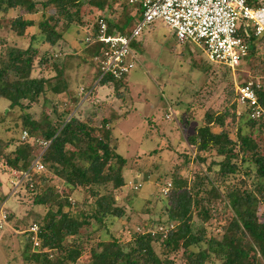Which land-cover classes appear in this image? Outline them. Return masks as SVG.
Returning <instances> with one entry per match:
<instances>
[{"label":"trees","instance_id":"trees-1","mask_svg":"<svg viewBox=\"0 0 264 264\" xmlns=\"http://www.w3.org/2000/svg\"><path fill=\"white\" fill-rule=\"evenodd\" d=\"M116 1L44 0L39 10L37 0H0V26L1 17L18 8L22 14L8 27L22 37L26 28L36 26L42 45L33 46L32 41L26 48L6 44L0 58V98L8 102L0 116L6 133L0 135V141L4 148L14 147L11 152L0 149V159L6 169L27 173L18 190L1 200L7 209L8 203L19 202V196L27 195L33 205L46 207L42 216L34 215L35 234L26 230L17 235L24 264H76L79 260L82 264H176L171 253L177 249L182 250V264H264V221L257 216L258 205L264 204V118L249 116L238 101L234 84L230 107L223 111L208 108L202 124L187 135V142L195 148L196 161L205 169L197 167L189 179L173 174L167 204L160 207L165 218L158 227L172 222L174 227L166 233L135 230L126 243L114 235L113 226L125 215L116 195L126 186L124 170L128 161L119 153L118 144L112 143L115 127L126 116L103 111L92 124L97 112L81 119L67 110L58 114L55 124L38 122L29 114L19 115V123L8 121L16 108L29 107L23 100L35 102L47 90L55 95L70 91L67 63L53 52L63 38V33L56 30L58 24L63 25L64 32L83 26L85 38H90L88 42L84 38L86 44L96 38L100 19L107 22L110 34L132 32L138 15L124 4L125 12L110 18ZM38 13L41 18L35 21L32 16ZM90 15V21L84 18ZM240 32L248 46L246 58L251 59L250 77L264 75V57L258 51L264 34L245 35L243 29ZM96 55L101 59L98 51L89 61L82 59L93 67L90 81L81 85L82 90L91 95L108 87L121 95L128 75L101 76V62L94 59ZM36 68L54 70L55 83L47 88L51 79L42 74L33 76ZM256 92L264 105V86ZM23 131L29 135L25 140L21 139ZM37 158L44 167L40 171L31 166ZM54 176L63 181L61 194L49 186ZM79 193L81 198H73ZM153 196H144L141 208L134 213H156L158 202ZM131 202L128 200V204ZM8 219L9 215L7 223Z\"/></svg>","mask_w":264,"mask_h":264},{"label":"rangeland","instance_id":"rangeland-1","mask_svg":"<svg viewBox=\"0 0 264 264\" xmlns=\"http://www.w3.org/2000/svg\"><path fill=\"white\" fill-rule=\"evenodd\" d=\"M40 1L44 0H37L39 10ZM113 6L114 13L110 14V18L126 10L122 0H117ZM20 14L22 11L16 8L1 17L0 58L4 55L6 44L26 48L32 41L33 46H42L39 45L40 37L36 26L26 28V34L22 37L10 30L9 22ZM92 15L84 18L90 21ZM32 18L38 21L41 16L38 13ZM56 30L63 33V38L56 43L53 52L61 55L59 58L67 63L66 74L70 91L55 95L47 90L35 102L23 100V104H30L29 107L16 108L8 121L15 123L16 120L19 123V115L29 114L38 122L55 124L58 114L67 110L81 119L91 112H97L98 115L96 113L97 117L92 124H96L103 111L112 110L119 115H125L113 131L118 140L114 139V136L112 138V143L118 144L119 153L128 161L124 170L126 186L116 195L125 208V215L122 221L113 226V233L124 243L128 242L135 230L166 233L167 229L174 227V222L168 226L160 225L163 228L161 231L158 229V222L165 218L161 215L160 207L167 204L165 198L169 191L165 190L172 187L170 183L172 184L173 174L177 172L183 178L189 179L197 167L205 169L204 164H198L196 161L195 148L187 142V135L202 124L204 112L208 108L223 111L230 107L232 85L250 78L251 59L246 58L235 70H228L216 64L209 65L201 47L190 41L178 42L170 29L161 21H156L146 25L140 35L130 43L139 64L128 74V82L120 90L121 95H117L111 88L102 87L95 94L87 95L89 100L82 104L86 91L82 92L80 88L90 81L93 71L92 65L83 63L82 59L89 61L91 55L100 48V43H84L86 29L83 26L72 27L64 32L65 29L60 23ZM258 51L259 56L264 57V42ZM254 62L257 63V60ZM205 64L207 67L201 69ZM40 74L51 79L47 88L55 83L52 80L54 70L34 69L33 76ZM7 106L8 102L5 103V100L0 98V116ZM169 109L172 114L167 117ZM5 134V126L0 125V135ZM9 134L10 132L7 133ZM13 148H4L0 141L1 150L11 152ZM186 157L192 159L189 158L188 161ZM49 186L56 194L63 191V181L56 176L52 178ZM7 193L8 169L3 159H0V200ZM149 194H153V198L158 202L157 212L134 213L141 208L143 197ZM81 196L79 193L73 198ZM19 197L20 201L8 203L7 209L4 206L5 201L2 199V203L0 202V211L6 216L9 215L8 223L5 222L0 227V264H24L18 248L17 235L31 230L36 224L33 223L34 215L42 216L46 212V207L33 205L30 196ZM128 200L132 202L128 204ZM219 210L221 211L222 207ZM257 216L260 221H264V204L258 205ZM35 241L38 243L36 238ZM181 255L180 249L171 253L176 264H182ZM76 264H82V261L79 260Z\"/></svg>","mask_w":264,"mask_h":264},{"label":"built area","instance_id":"built-area-1","mask_svg":"<svg viewBox=\"0 0 264 264\" xmlns=\"http://www.w3.org/2000/svg\"><path fill=\"white\" fill-rule=\"evenodd\" d=\"M138 15L136 25L130 34L108 33V24L99 20V30L94 41L100 43L97 50L101 54L94 57L101 62V76L121 78L128 75L137 64L138 57L130 43L142 32L146 25L161 21L170 29L180 43L192 42L201 47L209 62L222 64L235 70L246 59L248 46L240 30L245 35L253 32L264 34V0H122ZM90 38H86L88 42ZM235 92L240 105L251 118H264V105L257 90L264 86V75H257L235 82ZM82 92V88H80ZM90 91L85 92L86 98ZM172 114L169 109V117ZM23 131L21 139L28 138ZM44 146L48 142H41ZM36 170L44 167L39 158L31 165ZM27 173L15 169L8 170L9 194L18 190ZM171 185V184H170ZM169 189H166L167 192ZM6 214L0 211V227L5 223ZM172 227V225H171ZM161 231L163 228L158 227ZM34 234L37 226L30 230ZM35 238V237H34ZM33 238V240H34ZM37 245V242H34Z\"/></svg>","mask_w":264,"mask_h":264}]
</instances>
